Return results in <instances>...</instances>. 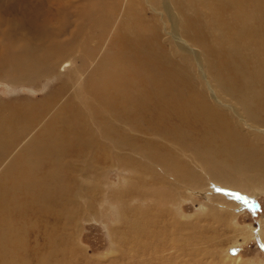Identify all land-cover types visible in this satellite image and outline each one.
Returning <instances> with one entry per match:
<instances>
[{"label": "rangeland", "instance_id": "rangeland-1", "mask_svg": "<svg viewBox=\"0 0 264 264\" xmlns=\"http://www.w3.org/2000/svg\"><path fill=\"white\" fill-rule=\"evenodd\" d=\"M172 3L174 11L168 6L169 16L164 6L165 0H0V147L8 144L10 148L0 156V176L3 175L1 184H15L11 181L20 175H26L25 166L36 149L30 147L25 151L23 146L32 137H38L41 129L53 119L61 125V137L64 136L63 128L70 127L77 135L75 138L78 144L84 149L67 147L66 159L59 161L60 178L62 179L63 175L70 192L67 203L61 204L60 207L72 212L68 219L58 217L62 227L58 228L53 214H44L39 221L34 218L33 222L32 218H26L13 222L15 225L17 223L18 227L23 226L22 232L30 238L29 257L31 239L45 231L51 232L54 237L60 234L65 237L58 246L62 249L57 254L58 261L53 260L51 264H264V190L252 193V190L260 185L259 182L243 186L248 190V194L238 186H233L242 184L251 169L246 168L244 177L228 172V168L224 169L211 163L205 152L177 134L181 130L180 127L176 133L150 130L149 126L153 129L152 126H159L158 122L153 120L154 123L150 118H131L130 104L125 103L128 109L126 111L116 100L117 97L112 96L113 93H118L114 87V78L111 77L112 70H116L113 65L118 64L121 69L124 67V72L130 71L135 58L129 56L128 48L135 49V42L146 38L152 49L159 54V58H169L170 64L164 63L165 65L174 63L185 74L184 80H187V84L181 96L188 99L194 93L199 96L197 102L208 106L212 104L210 107L217 109L220 117L231 126V132L235 136L238 132L235 125L239 124L240 132L244 133V136L236 137L240 142L249 137L247 133H260L264 136V116L261 120L254 115L264 106V101L253 100L255 95L261 97L264 93V77L260 76L261 69L256 70L250 60L253 58L252 53L262 52V44L253 39L248 43L246 34L240 35L243 23H236L232 18L233 14L229 16L228 11L231 10L223 8V3L217 4V0H172ZM246 11L251 19L250 12H255L254 8L250 7ZM173 12L175 16L187 21L195 17L192 26L196 27L195 23L200 21V28H196L197 36L194 35V38L198 40L202 37L203 39L199 40L204 46L194 40L193 34L190 37L194 40L193 43L191 41V46L195 51L200 52L205 48L202 63L197 57H200L198 53L188 54L174 47V42L179 39L171 25L170 17H174ZM32 16H35L37 23L43 27L49 26L55 31H60L63 40L57 41L59 48L65 41L70 43V46L67 45V50L59 54L54 53L56 58H53L52 62L57 60L56 66L47 62L45 67L34 69V73L29 71L27 75L19 69H14L13 65L20 57V46L26 42L25 32L32 37L28 26V20ZM14 24H18V27ZM252 28L255 31L251 34L257 38L256 26ZM236 35H240L243 40L235 38ZM229 38L232 40L227 46L234 44L239 48V57L236 56V60L243 64L242 68L238 63L241 71L247 70V75L251 76V82L246 87L242 86L243 80L234 71V75L230 77L222 71L216 74L217 68L213 66L215 58L219 62L218 65L224 63L226 54L223 51L227 49L224 43ZM133 40L135 42H132ZM210 48L214 52L210 51ZM118 56L121 59L118 60ZM148 56L155 57L152 54ZM60 59L70 60L71 66L64 69ZM197 63L202 64L203 67L200 66L203 72L207 70V78L203 79V72L198 71L200 68ZM262 64L259 63L260 67ZM134 72L139 79L146 80L143 69L136 68ZM210 75H213L212 78H215L216 82L222 77L230 83H224L231 90L229 94L223 92L228 96L222 95L221 100L224 103L221 105L212 97L210 82L213 79ZM121 93L124 91L119 95ZM245 100L253 105L251 111L255 113L249 115L241 112L240 101ZM134 105L133 109L140 113L142 109ZM235 110L240 115L236 114ZM105 113L117 114L111 117L112 133L116 134L120 130L121 134L128 133L127 135H132L139 142L150 139L161 151L160 156L166 155V158L161 157L157 164L152 160L158 161L155 158L159 156L153 152L145 154L141 147L119 148L114 143L115 138L103 133L100 126L103 119L101 115ZM128 117L136 121L134 124L130 123V127L129 122H126ZM240 117L254 121L253 126L250 122L245 123ZM105 119L107 120V117ZM138 121L141 129L137 126ZM176 135H179V138ZM81 137L87 139L82 141ZM215 138L220 142L219 137ZM66 140L68 139H62V143ZM173 140H177V144ZM38 141L36 140V144ZM262 141L264 142L263 137ZM173 143L172 148L168 147ZM47 144L48 141L41 146ZM160 144L163 149H171L172 153L165 154L167 151L159 148ZM237 153L244 158L256 155V152ZM175 155L179 156L178 164L185 162L193 175L188 177L191 183L177 182V191L171 193L168 186L162 185L163 181L159 180L170 178V181L174 182L172 176L178 164L174 168L169 156ZM262 177L260 182L264 188V173ZM182 184H193V188L186 187L185 190ZM212 186L216 190H213ZM161 194L166 198L153 206H157L160 211L166 209L167 213L164 218L156 217L158 219L152 221L149 228L146 223L149 219L147 210L152 208L154 198L160 200ZM223 203L232 204L233 210L229 211L231 213L224 212ZM235 205H240L241 209L235 211ZM145 223L147 225H144ZM146 226L149 229L144 233L142 229ZM113 237L117 245L114 244ZM143 242L150 248L143 247Z\"/></svg>", "mask_w": 264, "mask_h": 264}, {"label": "bare ground", "instance_id": "bare-ground-1", "mask_svg": "<svg viewBox=\"0 0 264 264\" xmlns=\"http://www.w3.org/2000/svg\"><path fill=\"white\" fill-rule=\"evenodd\" d=\"M223 1L225 0H217V4L221 5ZM164 6H165V9L168 10V13L170 16V11H169L168 6L171 7L172 10L174 11L172 0H165ZM222 6L223 8L224 7L227 8V10L228 9L231 10V11H228L230 12L229 16L233 14L232 18L235 19L236 23L238 24L243 23V27L240 30V35L242 36V33L246 34L245 35L246 41H248V43L250 42L249 40L252 41L253 39L257 41L258 43L262 44V47H263L262 52L257 53L260 55H257L256 53H252L251 55L253 58L250 60L256 70L261 69L262 74H260V76L263 75L264 77V0H226ZM250 7L254 8L257 14L255 15V12L249 11L251 14V19H249L248 12L246 11ZM173 16H174L173 18L170 17L172 29L174 31V34H177V38L180 40V41L176 40V42H174V47L176 46L177 49L182 50L188 54H191L193 52L198 53L200 57L199 56L197 57L202 63L204 60L203 56L205 55V51H204L205 48L204 49L202 48L203 50L198 52V51H195L193 46H191L192 45L191 41L193 43L194 40L197 43L204 46L203 42L201 41L202 42L201 43L199 40V39H203L202 37L198 38V40L194 38V35H196L195 33L197 32L196 30L200 28V21L198 20L195 23L196 27L193 25L195 27L194 28L191 23L194 24L195 17L187 21L186 19H183L180 16H175L174 12H173ZM28 22H29L28 26L31 29V31L29 32L31 33L32 37H30L28 32H25L26 42H23L22 45L20 46L21 50H19V54H20V57L18 56L19 59L16 60V63L13 62L15 64L13 65L15 67L14 69H19L20 71L27 73V75L30 73L29 71H32L33 73L36 72L34 69L44 66L47 62L48 64L49 62L50 64L54 63L52 62V59L56 58V56H54V53L59 54L62 51L67 50L66 48L67 45L70 46V43L65 41L64 45L61 47L62 49L59 48L57 46L58 45L57 41L63 40V38H61L60 36V31L58 30L55 31L49 26L43 27L42 25L37 23L35 16L30 17ZM14 26L18 27V24H14ZM253 26H256V31L258 35L257 38H255L251 34L252 32L254 33L255 31V29L252 28ZM10 27L12 28V26ZM12 31H13V28H12ZM199 33H202V32L199 31ZM192 34H193L194 40H192L190 37ZM240 35L239 36L236 35L235 38L243 40V38H240ZM144 39H141L140 42H135V40H133L132 42L136 43V48L135 49L128 48L129 56L135 58V60L132 61L134 62V65H132L133 68L130 71L124 72L122 70L124 67L121 69L120 68L121 66H119L118 64L113 65L116 70H112L111 77L114 78L113 79L114 87L118 91V93L112 92L113 93L112 96L117 97L116 100L119 103H121L120 106L124 110L126 109V111H128V109L125 103L130 104V107H132L131 113H129L132 116L131 118H134V119L143 118L144 120H148V118H150L152 119V121L155 120L156 122H158L159 126L158 125H156V127H154L155 125L152 126L153 129L151 128V125L149 126V128L147 127L150 130L158 131L160 133L161 132L176 133V131H178V127H180L181 130L180 132H177V134L184 137L187 141L190 140L193 146H195L197 149L202 150L203 153L205 152L207 159H211V163L217 166L223 167L224 169L228 168L227 170L228 172H231V173L233 172L234 175L238 177H244L243 173L246 171V168L251 169L249 174L245 175L244 181L242 184L240 185L232 184V185L235 187L238 186V188L241 191H243L245 194H248L247 193L248 190L243 188V186L248 183L259 182L260 185H257L256 188L252 190V193H256V191L262 192L264 188L260 180L263 178L262 175L264 173V145H263L264 142L262 141V137L264 138V136L260 135V133H257L258 135H252V134L247 133L249 137L243 142H240L238 139H236V137L238 136L242 137L244 136V133L240 132L241 130H240L239 124H236V125L234 124L235 129H237L238 131L236 133L237 136H235L231 132L232 131L231 126L227 124L226 120H223L220 117L217 109L210 107L212 104L211 105L209 104L208 106L207 104L205 105L204 103L197 102L196 99L199 96L194 93L192 96L194 99L192 97L186 99L184 98V96H181L183 93V89L185 88V84H187L186 83L187 80H184V77H186L185 74H183L179 66L174 63H171L170 65L171 67L168 65H165L164 63L170 64L169 58L167 56L159 58L158 57L159 54H157L152 49V45L150 44L148 39H146L145 41ZM231 40L232 38L231 39L229 38V40L226 43H224L227 47V49L223 51L226 54V57H225L226 59L224 63L221 62L218 65L219 62L215 58V62L213 66L217 68L216 74H220L222 71L230 77L234 75V74L232 75V72L234 71L236 75L241 77V79L243 80L244 84L242 86L246 87L247 84L251 82V76L247 75L248 74L247 70L241 71L239 67L241 63L236 60V56L237 58L239 57V52H240L239 48L234 46V44L227 46ZM148 42L149 44H147ZM131 45L133 46V44ZM243 48H244V44H243ZM210 51L214 52L212 48H210ZM139 54L141 56H139ZM150 54H152L155 57L153 58L149 57L148 55ZM144 55H147V57H145ZM119 59L121 58L118 56V60ZM60 60L62 61V59ZM56 62L57 60H55V63H54L55 66L57 65ZM58 62L60 61L58 60ZM258 62L260 64H262L261 62H263L262 64L263 66L261 65L262 67H260ZM62 64H63L62 65L63 68L66 69V67L68 68L69 66H71V61L65 59L62 61ZM197 64L200 68V70L198 71L203 72V69H201L202 64H200L201 66L199 65V63ZM241 66L243 68V64H241ZM136 68L143 69L144 75L146 78L145 81H142L135 75L134 71ZM206 71L204 70L203 72V76H202L203 79L209 76V73H207ZM251 71L252 72L254 71L252 66H251ZM210 77L211 79H213L212 82H210L211 81L210 79H209L210 81H208L210 82V90H211L212 97L215 101L219 102L217 104L221 105L224 103V102L222 103V100H221L222 95L224 97H227L228 96L227 94H229V91L231 90V88L226 86L224 83H227L229 85L230 83L222 79V77L219 78L217 82L215 81L216 80L215 78H212L213 75L212 76L210 75ZM232 83H235V82H232ZM121 91H124V93H121V95H119ZM224 91L227 94H223ZM262 96L264 97V93H262ZM261 97L255 95V99L253 100L264 101V98H261ZM134 104L138 105V109H142L140 110V113L136 112L137 109H133L135 106ZM259 105L260 104H258V106ZM239 106L241 108L242 113H247L249 115L252 113H255L251 111L253 110L252 109L253 105L248 103L246 100L242 102L240 101ZM260 109H259V112L257 111L254 115L258 116L259 119L263 120L264 106L260 107ZM122 112L125 113L124 111ZM235 113L240 115V113L236 110H235ZM115 114L116 113H114V115ZM114 115L113 114L107 115V113L102 114L101 117H103V119H101L100 126L103 130V133L109 134L107 136L109 137L113 136L115 138L114 143L119 148L130 147L132 149V148L141 147V150H144L145 152L143 153L145 154H148L149 152H153L154 154L159 156L155 158L156 160L158 159V161L152 160L151 156H149V159L157 164H159L161 157L166 158V155L160 156L159 153L161 151H159L158 148H156L155 143L150 139L144 142H139L137 138L133 137L132 135H127L128 133L121 134L120 130L116 134L112 133L111 131L112 126L110 125V121H111V117H114ZM249 115L247 117H249ZM106 117H107V120L105 119ZM131 118L128 117L126 120V122L127 121L129 122V125H128L129 127H130V123L134 124L136 122L132 120ZM241 119H243L245 123L250 122V124L253 126L254 121H251L248 118H241ZM116 120L117 119L115 118V121ZM116 122L118 124V121ZM50 123L48 125H45L41 129V133L38 135V137L36 138L32 137L30 140L27 141L26 145L23 146L25 147L24 148L25 151H27L30 147H34L36 149V152L31 153V159L30 161L28 160L29 162L25 166L26 175H23V176L20 175L18 178H16L13 181H11L12 179L10 180L12 183H15V184H11V183L9 184V182H7L6 184H1V178L3 177V175L0 176V264H31V261L33 264H51L53 260L58 261L59 259L57 254L62 249L58 246L61 245L62 238H65L64 236H62V234H60L59 236H55V237L54 235L51 234V232H45V231L42 232L40 235L36 234L37 236L34 239H31V249H30V257H29L28 256V245H29L30 238L26 234H24V232H22L23 226L18 227L17 223L16 225L13 223L14 221L16 222L17 219L24 220L26 218H29V219L32 218L33 222H34V218H36L37 221H39L43 217L44 214H47V215L53 214L57 220L58 228H61L62 224L58 220V217H60V219L62 217L68 219L69 215L72 214L71 211H68L67 209L64 210L60 207L61 204L67 203V199H69L70 192L67 186L65 185V179L63 175H62V179L60 178L61 171L59 170L60 168L59 161L60 160L64 161L66 159V156L68 153L66 152L68 151L66 150L67 147H70L71 149H74L75 147H77L79 150L80 148L82 150L84 149L82 148V146L78 144V140L77 138H75L77 135L74 134V132L72 131L70 127L67 126L63 128L64 136L61 137V135H63L59 132V128H60L59 126L61 125H58V122L56 121V119H53ZM137 126H139V129H141L139 125V121H138ZM183 126L184 128H182ZM194 126L196 127L194 128ZM193 128L194 130L191 131ZM137 129L138 128H136L135 130ZM202 129H206V131H201ZM207 129L209 130L207 131ZM0 130H1V127H0ZM54 130H57V131L55 132ZM139 133H140V130H139ZM179 135H176V137L179 138ZM204 136H205V139L203 140ZM216 136L220 138V142H217L215 138ZM65 138H67L68 140L62 143V139H65ZM155 138H157V136ZM86 139L87 138L85 137H81L82 141ZM36 140L37 141L40 140V141H38L36 144ZM46 141H48L49 144H47L46 146H41L42 144L45 145ZM173 142L177 144V140H173ZM174 143L172 144V146H168V147L172 148L174 146ZM83 144L86 145L85 143ZM158 146L160 148L161 144ZM176 146L177 145H175V147ZM0 149H1V152H0V156H1L4 154V152L6 153L10 148L7 144L6 146L2 145ZM162 150L167 151L165 152V154L172 153L171 149L169 148L168 149L162 148ZM237 152H256V155L251 158H248V157L244 158L242 155H240V153H237ZM146 157L148 158V156ZM169 157H170V161L174 164V168H176L179 162V156L175 155V156H169ZM220 161H223V162H220ZM183 166H185V168ZM140 168L145 169L144 166L142 167L140 166ZM147 168H150V166H147ZM192 175H193L192 170L185 165V162H180L178 164L177 169L175 170V173L173 172L172 179H174V182L170 181L171 180L170 178H168V180H163V179L159 180V182L163 181L162 185L168 186L167 187L168 191L171 193H174L177 191V182L191 183V180H189L188 177H191ZM135 176L136 175H134V177ZM214 181L220 183V181H217V180H214ZM132 185H136V184L134 183ZM150 187H151V184H150ZM182 187L183 189L186 190V187L193 188V184H182ZM212 189L216 190V188L213 186H212ZM165 198L166 197L164 194H161L160 200H158L157 198H154L152 205H151L153 209L149 208L147 210L149 212V219H147L148 221H146V223L149 224V228L152 225V221H156L158 218H164L163 216H165V214L167 213L166 209H164L163 211H160V210H157L156 208L157 206H153L156 204L158 205V202L159 201L162 202ZM231 205L223 203L225 213H231L229 212L230 210H233ZM239 209H241L240 205H237L234 208L235 211ZM173 220L174 222H176V219L173 218ZM230 220L232 219L230 218ZM146 223L144 225H147ZM65 225L66 223L63 224V226ZM162 227L165 228L164 224H162ZM149 228L146 226L142 230L145 233V232H148ZM160 229H163V228L160 227ZM113 241L115 245L118 244L114 237H113ZM127 241L132 243L131 240H127ZM142 246L150 248V246H148L145 242L142 243Z\"/></svg>", "mask_w": 264, "mask_h": 264}]
</instances>
